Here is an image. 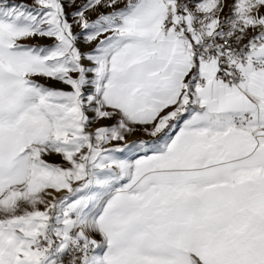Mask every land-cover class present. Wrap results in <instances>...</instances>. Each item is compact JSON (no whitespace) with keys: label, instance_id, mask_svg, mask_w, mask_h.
<instances>
[{"label":"snow or ice","instance_id":"snow-or-ice-1","mask_svg":"<svg viewBox=\"0 0 264 264\" xmlns=\"http://www.w3.org/2000/svg\"><path fill=\"white\" fill-rule=\"evenodd\" d=\"M0 264H264V0H0Z\"/></svg>","mask_w":264,"mask_h":264},{"label":"rangeland","instance_id":"rangeland-1","mask_svg":"<svg viewBox=\"0 0 264 264\" xmlns=\"http://www.w3.org/2000/svg\"><path fill=\"white\" fill-rule=\"evenodd\" d=\"M15 2H21V0H15ZM22 2L27 3V4H31L32 3V0H22ZM66 11L71 12V11H73V9L66 8ZM225 11H227V9ZM76 30L79 31V29H76ZM27 43H29V44L46 45V44H49L50 41H48V40H41V39H33V40H30V41H27ZM81 47L83 49V45H81ZM41 82L42 83L51 84L53 87H57V88L64 87L63 85L58 84V83H55V82H52V81H43L42 80ZM139 138H145L146 139V137H144L142 133H137L134 136L128 137L129 141L136 140V139H139ZM52 159L58 160L59 158L58 157H53Z\"/></svg>","mask_w":264,"mask_h":264}]
</instances>
